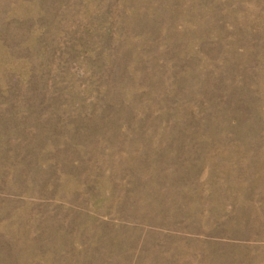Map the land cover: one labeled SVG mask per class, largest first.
<instances>
[{
  "label": "rangeland",
  "instance_id": "obj_1",
  "mask_svg": "<svg viewBox=\"0 0 264 264\" xmlns=\"http://www.w3.org/2000/svg\"><path fill=\"white\" fill-rule=\"evenodd\" d=\"M122 1L0 0V264H264V0Z\"/></svg>",
  "mask_w": 264,
  "mask_h": 264
},
{
  "label": "trees",
  "instance_id": "obj_2",
  "mask_svg": "<svg viewBox=\"0 0 264 264\" xmlns=\"http://www.w3.org/2000/svg\"><path fill=\"white\" fill-rule=\"evenodd\" d=\"M118 3L122 6L121 2H123L122 0H117ZM134 8L130 7L128 9L129 13H133ZM111 31H113L111 29ZM114 33V32H113ZM119 40L121 36H118ZM142 38V34H140V37ZM156 42V41H155ZM157 46H162V45H158V43L156 42ZM120 49H121V44L115 48L112 49L111 51H109V55L104 54L102 57H104V59H100L99 62L101 63V67L97 68L96 67V75L97 78L99 80V82H95L94 84V92L93 95L95 96V98L100 99V100H107L108 101V97H109V85H115L118 83H124L125 81H129L130 80H134V82H139L138 85V90L140 92H143V94L141 95V98L144 99V91H146V86L144 84L145 78H146V71H145V64L146 66H148L149 64V60L151 59L150 55L154 53L153 50H150L151 47H148V49H146L145 51H140L142 52L141 55L138 57V59L135 61V63L133 64V60H132V55L131 52H128L129 55L128 56H124V58L127 60H124V63L121 64L119 62H117V60L119 58L122 57L123 54H120ZM142 49V46H141ZM162 64V62H161ZM159 65V64H158ZM163 66V65H161ZM135 69V76H132L133 74V70ZM30 77V76H28ZM170 99H167L166 101H162L161 102V107H159L157 110L153 111L150 110L151 113L154 112H160L162 110H166L168 109V105H169ZM127 107V105H126ZM143 108L145 109V111L142 110H138V112L140 113V115H145L147 114L146 111H148L147 107L145 105H143ZM122 114V112H119ZM145 117V116H143Z\"/></svg>",
  "mask_w": 264,
  "mask_h": 264
}]
</instances>
